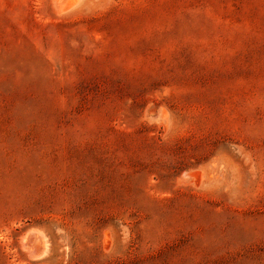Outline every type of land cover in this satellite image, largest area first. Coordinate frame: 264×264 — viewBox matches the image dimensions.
<instances>
[{
  "label": "rangeland",
  "instance_id": "1",
  "mask_svg": "<svg viewBox=\"0 0 264 264\" xmlns=\"http://www.w3.org/2000/svg\"><path fill=\"white\" fill-rule=\"evenodd\" d=\"M0 264H264V0H0Z\"/></svg>",
  "mask_w": 264,
  "mask_h": 264
},
{
  "label": "bare ground",
  "instance_id": "2",
  "mask_svg": "<svg viewBox=\"0 0 264 264\" xmlns=\"http://www.w3.org/2000/svg\"><path fill=\"white\" fill-rule=\"evenodd\" d=\"M33 234V233H32ZM29 240L31 239V238H28ZM27 239V240H28ZM40 240V239H39ZM39 240L38 239H36V240H34V243H33V246L31 245V243H30V248H31V246H32V252L34 251V253L35 252H38L40 249H41V245H40V242H41V240H40V242H39ZM39 245H40V247H39ZM29 247V246H28ZM28 247H26L27 249H28ZM44 247V246H43ZM44 249V248H43ZM30 250V249H29Z\"/></svg>",
  "mask_w": 264,
  "mask_h": 264
}]
</instances>
